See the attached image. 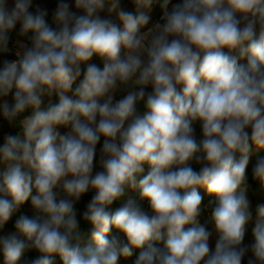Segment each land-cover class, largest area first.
<instances>
[{
    "label": "clouds",
    "instance_id": "1",
    "mask_svg": "<svg viewBox=\"0 0 264 264\" xmlns=\"http://www.w3.org/2000/svg\"><path fill=\"white\" fill-rule=\"evenodd\" d=\"M132 3L58 0L49 20L33 0H0V56L15 57L0 61V119L22 131L0 143V229L26 202L34 213L0 237L2 264H264V205L245 243L250 152L264 150V0H164L151 27L153 0ZM251 174L264 184V156ZM89 191L85 243L76 204Z\"/></svg>",
    "mask_w": 264,
    "mask_h": 264
},
{
    "label": "trees",
    "instance_id": "2",
    "mask_svg": "<svg viewBox=\"0 0 264 264\" xmlns=\"http://www.w3.org/2000/svg\"><path fill=\"white\" fill-rule=\"evenodd\" d=\"M181 2H182V0H170V3L168 5V8H169L170 5H171V8H172L173 5H175L177 3H181ZM163 3H164V0H161V4L162 5H163ZM171 8H169V11L171 10ZM157 13H158V15L163 14L161 7L160 8H157ZM159 20L163 23V21L160 18H159ZM5 58H7V59H14L15 57L12 54H9L7 56H0V61H2ZM77 83H79V81H77ZM74 87H75V85H74ZM50 102L51 103H57L58 102V98L55 96V94L51 98L45 97L44 98V104L42 105V107H47ZM27 114H29V113H26L25 115H27ZM22 118L23 117H21V119ZM18 131H20V130L19 129L16 130L14 128H10L1 119L0 120V143H3V135L4 134H16ZM20 133H21V137H22V131H20ZM255 151H256V149H255ZM255 151H252L251 150V152H250V155L252 153L254 155L253 160H255L256 157H259V155L262 152V150H260V152H257V151L255 152ZM192 167L195 170L199 171V169L196 168V165H195L194 162L192 163ZM249 169H250V164L248 165L247 171H249ZM247 175H248L247 196H248V199L250 201L251 219L249 220V222H248V224L246 226V230L248 231L247 234H250V232L253 231V228L255 227L256 221L258 219V215H257L256 212L253 211V209H258L259 207L258 206H255L253 203L259 199L258 197H255V194H256V190H257V185L260 184L261 182L260 181H254L252 179V174H247ZM198 191H199V193L203 197L202 204H204L208 200V198L210 197V195H208L206 189H204L202 187L201 188H198ZM131 193L132 194H130V195H132L133 197H135L137 195L139 197L138 191H131ZM93 195H94V192H93L92 196ZM90 199H91L90 196H88L87 194H85L82 197V201H81L82 202V206L79 207V208H76L77 213H78V219L81 221V228L87 234L86 235L85 243H90L91 242V240H90L91 225L88 224V223H85L83 221V219H82V213L86 210V205H87L88 202H90ZM146 204H147V202H146ZM119 206H120V202H116V203H114L111 206V208L109 209V211H115V209L118 208ZM146 207H148V206H146ZM33 214L34 213H33V210L31 208L30 201L29 202H26L25 205H23L19 209V211L13 215V217L11 218V220L2 229H0V237H3V236H7L9 234H12L15 231L14 224H15L16 219H18L20 215L32 216ZM199 221L200 222L203 221L201 217H199ZM112 234H116V233L113 232ZM121 239L123 240V237H121ZM38 255L39 254L36 251H34V250L25 253L26 258H28V259H35V258L38 257ZM132 259H135V255L131 259L127 260V261H125V260L122 259L121 262L126 263V264H131V260ZM0 264H2V256H0ZM56 264H60L59 258H57Z\"/></svg>",
    "mask_w": 264,
    "mask_h": 264
},
{
    "label": "rangeland",
    "instance_id": "3",
    "mask_svg": "<svg viewBox=\"0 0 264 264\" xmlns=\"http://www.w3.org/2000/svg\"><path fill=\"white\" fill-rule=\"evenodd\" d=\"M123 2H124V5H125V7H124L125 10L135 12V6H134V4L132 3V0H123ZM159 3H160V4H159ZM159 5H160V6H159ZM36 6H37V5H36ZM160 7H161L162 12H163V8H162L161 0H153V5H152V7H151L150 9H147V10H146L147 13H148V15L151 17L150 22H149V25H148L149 27L152 26V25L154 24V16H155V15H158V13H157L156 10H157V8H160ZM169 8H171V5L169 6ZM169 8H168V9H169ZM152 9H153V10L155 9V13H156V14L153 12ZM34 10H35V8H34ZM149 11H150V12H149ZM159 17H160V15L157 16V19H159ZM109 18L113 19L114 21L116 20V19H114L113 17H109ZM116 22L118 23V21H116ZM92 62H95V63H97L98 65H100V66L102 67V62H100L97 58H94ZM148 90L150 91L151 89L149 88ZM70 95H71V93H70ZM122 95H124L123 92H118V93L116 94V99L121 98ZM139 110H140L141 113L145 110V109L143 108V105H142V104L140 105ZM195 129H196V136H197V138L199 139V138L201 137V130H200V126H199L198 123L195 125ZM5 135H6V134L3 135V138H4ZM102 141H103V138L101 139V142H102ZM255 149H256L257 152H260V150H262V149H257L256 147H253V149H251V150H252V151H255ZM99 150H100V147H97V158H98V159H99ZM256 151H255V152H256ZM255 152H254V153H255ZM260 156H264V150H262V152H261V154L259 155V157H260ZM253 158H254V155H253V153H252V154L250 155V159H249L250 169H249V171H247V174H251L252 167H253V165L255 164V162H256V160H257L258 157H256L255 160H253ZM252 160H253V161H252ZM194 163H195V162H194ZM195 165H196V168L200 169L201 165H198V164H196V163H195ZM147 171H148V169L145 168V173H147ZM145 173H144V174H145ZM92 194H93L92 191H90V192L87 193V195L90 196V198L92 197ZM130 194H132L131 191H130ZM255 197H258V198H259L257 201H255V202L253 203L255 206L260 207V206L264 205V184L260 183V184L257 185V190H256ZM255 197H254V198H255ZM134 198H136V199L138 200V202L141 203L142 207H145V209L147 210L148 207H146V206H148V205L146 204V201H139V197H138V195L135 196ZM208 199H209V198H208ZM81 201H82V199H81ZM88 201H89V200H88ZM206 202H207V201H206ZM206 202H205L204 204H206ZM204 204H202V208H204V210H203V212H202V215L200 216V217L202 218L203 221L200 222V223H201V224H205L207 227H210V226H211V223L208 222V217H209V214H210V213L207 212L208 209H207L206 207H204V206H205ZM206 209H207V210H206ZM257 210H258V209H253V211L256 212L257 215H258V211H257ZM210 229H211V228H210ZM211 231H212V230H211ZM247 232H248V231L246 230L245 243H251V242L253 241V235H252V232H253V231L250 232V234H247ZM214 233H215V232H214V230H213V236L211 237V240H210V243L214 241V243H212V246H213V247H214L215 240H216V234H214ZM121 264H126V263L121 262Z\"/></svg>",
    "mask_w": 264,
    "mask_h": 264
},
{
    "label": "crops",
    "instance_id": "4",
    "mask_svg": "<svg viewBox=\"0 0 264 264\" xmlns=\"http://www.w3.org/2000/svg\"><path fill=\"white\" fill-rule=\"evenodd\" d=\"M57 3H58V0H33V11H34V8L36 7V5H39L41 8H46L47 10H48V13H49V20H50V18H51V15H52V13H53V11L55 10V8H56V5H57ZM120 6L122 7V8H124L125 7V5H124V2H123V0H121V4H120ZM153 10V9H152ZM146 11V10H145ZM157 11V10H156ZM150 12V11H149ZM153 12L155 13V9L153 10ZM146 14H148L147 13V11H146ZM156 14V13H155ZM101 16H102V18H109V16H108V13L105 11V12H102L101 13ZM157 16L158 15H155L154 16V23H156V22H161L159 19H157ZM114 19H116L115 18V16H112ZM162 23V22H161ZM151 27V26H150ZM17 38V36H16V33H13V41H15V39ZM10 47H12V44L10 43ZM69 95H70V93H69ZM140 107V106H139ZM1 120V119H0ZM17 130V129H16ZM60 131L61 132H64V131H66V129H64V128H61L60 129ZM20 135H21V133H20ZM102 146V142L100 143V144H98L97 145V147H101ZM97 161H98V158H97ZM147 168V167H146ZM101 169L99 168V166H98V164H97V167L95 168V170L94 171H100ZM90 192V191H89ZM210 200H215V197L214 196H210L209 197V199L207 200V202H206V204H204L205 206H207L208 204H209V201ZM82 206V202L80 201L79 203H77L76 204V208H79V207H81ZM207 209H208V213H210V207H206ZM206 209V210H207ZM207 227V226H206ZM210 231L212 230L213 231V226L211 225L210 227H207ZM211 228V229H210ZM15 232V231H14ZM13 232V233H14ZM215 234V233H214ZM212 243H214V241L213 242H211V245H212Z\"/></svg>",
    "mask_w": 264,
    "mask_h": 264
},
{
    "label": "built area",
    "instance_id": "5",
    "mask_svg": "<svg viewBox=\"0 0 264 264\" xmlns=\"http://www.w3.org/2000/svg\"><path fill=\"white\" fill-rule=\"evenodd\" d=\"M162 15H163V14H161L159 18H161Z\"/></svg>",
    "mask_w": 264,
    "mask_h": 264
}]
</instances>
